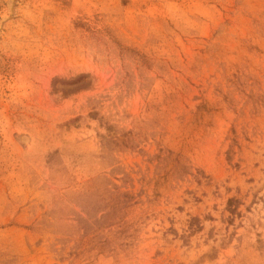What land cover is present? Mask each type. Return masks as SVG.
<instances>
[{
	"label": "rangeland",
	"instance_id": "1",
	"mask_svg": "<svg viewBox=\"0 0 264 264\" xmlns=\"http://www.w3.org/2000/svg\"><path fill=\"white\" fill-rule=\"evenodd\" d=\"M0 264H264V0H0Z\"/></svg>",
	"mask_w": 264,
	"mask_h": 264
}]
</instances>
